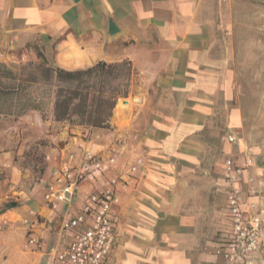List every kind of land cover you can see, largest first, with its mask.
Here are the masks:
<instances>
[{"label":"crops","instance_id":"crops-1","mask_svg":"<svg viewBox=\"0 0 264 264\" xmlns=\"http://www.w3.org/2000/svg\"><path fill=\"white\" fill-rule=\"evenodd\" d=\"M38 53L65 71L101 62L132 67L111 128L93 130L122 137L124 153L144 162L121 192L104 264H225L216 249L229 232L227 158L253 160L245 194L264 217V0H0V63L39 62ZM3 119L13 124L0 131L10 137L0 144V207L17 205L0 209V219L10 220L0 232V264H46L57 221L44 207L42 184L87 126L65 125L63 149L50 148L40 176L23 154L37 158L28 150L40 134L53 138L51 126L66 122L37 110ZM119 170L113 165L110 174ZM29 210L41 215L43 252L25 248ZM255 262L264 264V253Z\"/></svg>","mask_w":264,"mask_h":264},{"label":"built area","instance_id":"built-area-1","mask_svg":"<svg viewBox=\"0 0 264 264\" xmlns=\"http://www.w3.org/2000/svg\"><path fill=\"white\" fill-rule=\"evenodd\" d=\"M88 135L89 132L74 148L60 153V161L42 184L44 207L51 213V222L57 221L56 243L45 249L39 212L29 210L28 217L22 220L27 237L25 248L30 252L46 250V264H104L116 241L115 209L121 192L135 184L144 167L143 159L137 156L118 173L110 174L116 158H106L102 150H94L96 145ZM228 139L236 141L232 136ZM121 144L120 141L118 147ZM253 164L249 157L227 158L224 162L222 180L226 186L229 232L219 241L216 255L225 264H256V256L264 253V217L255 211V203L248 201L243 180ZM88 183L91 189L81 193L82 186ZM253 194L248 191V196ZM9 223L7 217L0 219V231ZM49 230L54 232V228Z\"/></svg>","mask_w":264,"mask_h":264},{"label":"trees","instance_id":"trees-1","mask_svg":"<svg viewBox=\"0 0 264 264\" xmlns=\"http://www.w3.org/2000/svg\"><path fill=\"white\" fill-rule=\"evenodd\" d=\"M41 61L16 67L0 63V116L15 118L28 111H40L43 98L35 93V85L50 87L53 119L71 125L111 128L110 122L120 98L129 93L132 67L129 62L117 65L105 62L78 71H65L50 66L44 55ZM10 203L8 208L15 207Z\"/></svg>","mask_w":264,"mask_h":264},{"label":"rangeland","instance_id":"rangeland-1","mask_svg":"<svg viewBox=\"0 0 264 264\" xmlns=\"http://www.w3.org/2000/svg\"><path fill=\"white\" fill-rule=\"evenodd\" d=\"M10 59V63H12ZM30 60H25V64H27ZM30 62H33V61H30ZM19 64H24V63H18ZM18 65H12V66H18ZM17 68V67H16ZM35 93L37 96L39 97H43V107H42V110H43V115L45 117V120L49 121V118L50 116L52 115L53 113V106H52V103H51V99H50V87L44 85V84H41V85H35ZM246 88V87H245ZM252 104V102H251ZM12 119H3V120H0V131L3 130V129H7L9 128L10 125H12ZM24 123H20V125H23ZM66 124H68L67 122L64 123V124H59V125H52L51 126V134L49 133H46V134H49V135H53V138H49V137H46V136H43L42 134H40L42 137L40 139L37 140V142L35 143L36 146H33L31 149L28 150V152H31L32 149H36V153H37V158H33L32 155L30 153H27V151L23 154V160H22V163L27 165L28 167H31L33 170H35V172L38 174V175H42L44 173V171L46 170V167L48 166L49 163H47V161L45 160L47 158V155L50 154L49 152L51 151L50 148H62L63 147L61 146V144H57V142L62 138H68L67 133L70 134V128H65ZM26 125H28V123L26 122ZM54 126V127H53ZM25 127V126H24ZM88 127L84 128V130H82L81 133H77V134H74V135H77L79 136L80 138H85L86 137V134L87 132H89V134L91 135H88V137L91 139L92 143L95 144L96 146H93V149L94 150H102L103 151V155L106 157V158H109L110 156L111 157H115L116 158V162H115V166H117L119 169L123 168V166H126L127 164H129L130 162H132L134 159H133V156H128L126 153H124V150L122 149V147H118L119 144H120V141L123 143L122 141V137H114V136H109V134L107 133H100V132H97L99 133V135H97V133L95 134L94 133V129L91 130V131H88L87 129ZM65 133V134H63ZM2 137H0V144H4V143H7L6 141H10V137L9 135H6V134H3L1 135ZM230 135H226V139L227 141H229V138ZM74 141V140H73ZM231 142V141H230ZM116 144V145H115ZM47 147V149H46ZM109 150V151H108ZM48 152V153H46ZM128 156V157H127ZM17 159V158H16ZM35 159V160H34ZM33 163H34V167H33ZM10 203H13V202H6V204L4 206H1L0 209H6V207H8V205H10ZM14 219V217H13ZM5 231V229L3 230ZM3 231H0V232H3ZM43 264L44 263V260H43Z\"/></svg>","mask_w":264,"mask_h":264},{"label":"water","instance_id":"water-1","mask_svg":"<svg viewBox=\"0 0 264 264\" xmlns=\"http://www.w3.org/2000/svg\"><path fill=\"white\" fill-rule=\"evenodd\" d=\"M61 146H62V144H61Z\"/></svg>","mask_w":264,"mask_h":264}]
</instances>
